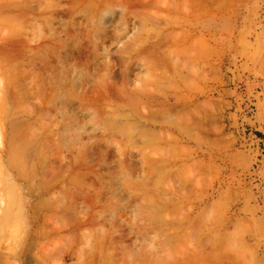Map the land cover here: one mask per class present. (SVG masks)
I'll return each mask as SVG.
<instances>
[{"label":"rangeland","instance_id":"374dc122","mask_svg":"<svg viewBox=\"0 0 264 264\" xmlns=\"http://www.w3.org/2000/svg\"><path fill=\"white\" fill-rule=\"evenodd\" d=\"M2 1L0 0V4L4 5L6 2ZM8 1L10 2V0ZM8 1L7 3H9ZM26 1L30 3L26 4L24 1L25 6L22 0H19V5L25 6L22 7L23 9L19 10L17 8L19 6L15 7L16 10L14 9L16 12L19 10L18 14L20 12L22 14L20 15L22 19H20V25L22 26L24 22V27H20L19 24L17 27H19V34L23 30L24 35L21 33L23 36H20L19 39L16 36L17 31L13 33L11 30L13 36L16 37L8 41L7 38L11 34L10 29L4 25V30H1L2 27H0L1 38L3 35L5 36L6 29L8 31L6 35L10 33L4 39L8 44L13 40L20 43L19 46L13 41L11 45H8L1 39L0 44L4 43V46L1 44L0 49L3 47L7 49L0 50V61H3V67H12L14 73L18 69L20 76L23 75V72L25 75L22 77L26 76V80L21 77L22 83L18 72V76L14 74L17 77L15 82L11 83L6 77L9 82L5 85V81L4 84L3 80H0L2 82L0 85L9 87V91H6L7 88L3 86L0 90L4 88L5 92L2 91L7 95L5 98L9 99L7 105H11L9 108H13L4 110L6 113L3 112V114L11 111L13 117L8 112L10 115L8 119L11 117L12 119L6 120L8 125L1 124L2 126H0L3 128L0 127V131L7 133L9 138L11 126L29 124L31 127H38L39 123H43L40 132H37V128H34L37 130L35 131L33 127L31 131L40 133L41 136L37 134V139L41 137L38 139L39 141L44 139L41 141V152H50L53 149L51 152L55 154L53 160H50L55 162L51 163L48 160L49 167L47 168L49 169L42 170L43 172L51 171V173L48 171L50 174L48 179L53 184V190L45 197L52 195L50 199L53 197L54 201L63 195L62 200L65 202L68 195V199L66 204L60 202L67 208L55 201L58 204H56L58 207L56 205L55 207L60 211L49 209L48 211L47 208H44L45 210L42 208L40 212L37 211L36 217L39 219L36 220L34 212L28 209L30 203H33V197L26 192L27 190L24 188L26 185H24L22 188L26 193L23 196H27L24 198L27 201V208L23 210L27 212L25 213L26 217L24 212L21 217L27 219H25L26 222H22L21 226L27 225L21 227L19 224L21 222L18 221L15 230L19 227V230L16 231L22 233H19L21 237L18 236L16 231L11 228L15 214L13 215L14 220L11 218L13 221L8 225V227L11 226V229L5 228V233L1 232L6 236L0 237L1 242L4 241L3 238H6L5 243L0 242L3 246L13 240L8 244L12 245L11 249H14V243L18 244L19 241H23V243H20L21 247L15 246L16 250L19 249L17 258L9 255L12 250L8 245L4 247L6 249L3 248L5 251H1L2 246H0V264H36L37 259L35 261V258L39 257L37 248H42L43 245L39 243L43 244V242L45 246L48 244L46 242H49L46 247L50 248L49 252L45 250L46 248L42 249L45 254L47 253L49 259L53 258L50 259L51 261L46 260L41 264L48 262L50 264L59 262L61 264H92L93 258H95L94 264H264V0H225L223 2L212 0V3L211 0H201L202 19L206 22H204L205 25L207 24L206 28L210 26L209 22L211 21L210 15H208V12L210 13L212 10L210 6L211 4L212 6L216 5L213 7L216 15V17L214 16L216 26H214L217 29L216 54L211 58L210 48L206 47L207 42L211 43L208 41L210 37L206 33L207 29L203 30L204 27H201L203 31L198 34L194 33V35L195 37L199 36V38L196 37L198 40L202 36L201 42L202 40L206 41L205 45L202 42L204 47H200V49L207 48L210 53L208 55V52H204L206 50L203 49V53H200L202 56L205 54L204 57L200 55V59L203 58L205 61L206 57V60H209L202 61L203 64L199 63L196 68H188L193 72L192 75L191 71L183 69L184 77H188V74L197 75L192 77L193 80L188 79L186 84L181 83L179 76L175 77L177 79L171 77L174 75L173 68L170 67L171 64H166L169 59L162 57L165 59L163 61L161 58L164 52L160 53L162 48L161 50L156 49L158 43L154 45L156 47H154L155 50L151 57L163 64L161 66L159 62L160 65L157 64L158 69L154 72V75L160 79L155 76H153L155 79L150 77L146 67H143V62L142 67L136 65L126 71H120L125 64L138 62L134 49H137L141 44L140 39L147 40L152 37L151 41L148 40L154 44L156 41L153 40V36L156 39L158 36L155 37V34L162 37L160 35L162 33L163 37L157 38L158 42L163 39L162 42H165L160 44L165 45L166 43L168 47L166 45L160 47L168 48V52L173 50L169 48V43L164 39L167 33H165V29L168 27L169 29H166L168 32L173 29L174 33L171 31L173 34L168 37L171 41L174 40V37L172 39L170 37L174 36L176 31L180 32L179 30L185 26L183 25L185 23H182L180 28L181 23H177V20L167 15L168 7H173L172 4L175 0H150L156 3L153 6L147 5L152 4L148 0H146L147 2L142 0L144 3H140V5L141 0H109L108 7L113 8L114 11L113 26L112 24V27L110 24L108 25L111 27L110 30H107L108 26L107 29H102V34L101 31H97L100 29L98 21L96 19L94 21L91 17L89 19L85 12L87 10L84 6L87 3L89 6L93 5V0L92 2L91 0L89 2L77 0L76 4L72 3V1L75 3L76 0H59L61 3L55 0L58 3V6L55 5L56 8L52 6L53 3H56L53 0ZM220 2L223 4L220 5ZM28 6L30 7L28 8ZM139 7L141 9L150 7L148 8L150 9L149 13L147 11L143 13L140 9L139 14L137 13L135 16L134 10L136 11ZM0 10H2L0 12V16H2L5 9ZM23 10L27 11L25 12L28 16L25 17L26 14ZM155 16L161 17L159 20L163 23L159 22V24L163 27L157 26L158 20ZM154 19L157 20V23L154 22ZM165 19L166 21H164ZM171 19L179 27L176 24L171 25ZM91 20L93 21L91 22ZM220 20L221 23H218ZM187 27L190 28L191 25L189 24ZM161 28H165L163 32L160 31ZM30 39H33L32 42ZM21 40L29 43L24 46L25 43L22 44ZM60 58H63L64 62L61 59L63 63H60ZM5 60H8V63ZM208 64H212V69L208 67ZM57 66L61 68H59L61 73L62 70H67L65 73H69V76L68 73L63 74L67 75L65 78L69 82H65L66 86L65 78L62 76L63 85L73 88L71 92L73 90L74 99L72 98V101L74 100V103L66 104L63 101L64 106L68 105V110L72 108V114H70L71 111L69 114L73 118L70 119L67 118L68 116L64 117L68 115V112L60 116V111L63 110L60 109L61 105L57 106V102L54 104L53 100L49 101V97L55 95H52L55 86L51 82L59 81L56 77L55 80L53 79L54 81L51 80V73L57 72ZM163 67L164 69H162ZM1 70L6 71L5 68H0L1 74ZM186 70L188 72H185ZM162 71L166 75H170L168 77L170 79L166 76L164 77L167 80L162 79V75H164ZM196 71L202 73L198 75L199 73H195ZM72 72L74 74L82 72L83 76L79 74V77L78 75L75 77ZM1 76L0 79H5ZM5 76L6 73L3 77ZM200 76L201 78H199ZM68 78L72 79L73 81H70L75 84L70 83ZM137 79L140 80L139 83L136 82ZM49 80L51 82H48ZM150 80L153 81H151L152 84ZM161 82L165 83L161 85ZM178 82L181 86L176 84ZM193 82L195 84L191 85ZM49 83L51 86L48 85ZM57 83L59 84V82ZM188 84L191 85L190 88ZM173 86L176 88L174 89ZM179 86L180 88H178ZM48 87H52L51 93ZM142 89L151 93L149 95L151 101L147 99V103H145V97L134 93V90ZM35 90H38L36 92L41 91V94L35 93ZM26 92L29 95L27 98H23L22 96H26ZM1 95L0 99H2ZM176 96L182 97V100L179 98L180 102H177ZM5 98L3 99L6 101ZM50 98L53 99V97ZM52 103L53 107L56 105L57 110L51 108ZM23 104L27 105L23 106ZM30 105L34 114L31 113L32 111L30 112ZM199 105L200 107H198ZM27 106L29 109H24ZM2 109L0 108V111ZM23 109L29 110L26 111L30 112L29 117L26 112L23 113ZM58 109H60L59 112ZM64 111L62 112L64 113ZM156 111H159L157 113L160 115L164 113L162 115L165 118L164 121L163 117H159V114L156 115ZM153 112L156 116L152 114ZM31 114H33L31 121H37L35 124L38 123V126L34 125V122H32L33 125L30 124ZM182 115L183 117L187 115L186 119ZM153 116L155 119L158 116L157 121H150ZM62 117L66 120H63ZM72 119L78 121L76 123L82 124L79 123L83 127H78L79 125L76 124L77 128L74 129L82 130V134L79 131H77L79 133L72 131V126L74 127V124L71 125L74 123ZM182 119H185L182 122H185L187 127L181 124L176 126L181 122L178 120ZM200 120L203 123H200ZM2 121L0 120V123H4ZM171 121H174V124ZM11 122L15 124L13 125ZM63 124L72 129L66 128L70 130L68 132ZM27 125L20 129L27 131ZM38 128L40 129V127ZM63 128L69 134L72 132L76 134L71 139L72 143L66 142L70 141L72 136L67 137L69 134L63 133ZM3 138L4 136L2 137L3 141L0 139V142H4ZM73 139L76 141L74 142ZM49 140L50 143L52 142V148L49 145ZM46 142L49 143V146ZM47 147H50L49 150ZM34 151V148L29 151L31 159L37 157L36 151ZM1 152L0 154L3 155L4 153ZM34 153L35 155H33ZM47 153L42 154L45 156ZM52 164L55 165L56 170L50 168ZM1 171L5 173V170ZM39 171L41 173V169ZM1 175L0 181L5 177L3 174ZM41 176H38L34 185L38 186ZM118 178L123 179V182L121 183V179ZM113 179L116 180V184ZM118 180L121 187L117 185ZM0 183L4 184L2 188L6 189V181ZM110 183L117 185L113 186L116 191L117 188L119 189L120 194L118 192L116 194L114 191L119 196L117 199L115 195L110 199L114 194H111V188L109 190L107 186ZM108 193L111 196L107 195ZM107 196H109V202L112 200L111 203L120 198L119 201H115V205H112V207L116 206L121 201L118 204L120 212L117 207H115L116 210L114 208L117 215L119 212V217L115 215L114 211H111L112 207L109 209V205L105 206L106 209L104 208V205H107L105 203L109 204ZM60 199L58 200L60 201ZM0 205L5 206V204ZM61 205L66 209H62ZM42 211L43 214H41ZM53 211L57 213L51 214ZM110 211L115 214L109 213ZM102 212H105L103 213L104 218L100 219ZM48 215L53 218H49ZM94 215L99 219L94 218ZM21 217L18 220H21ZM107 217L110 219L114 217L116 220L107 221ZM117 218H119V223L116 222ZM84 219L87 221L84 222ZM79 222L83 225L80 226ZM42 226L48 230L51 228L49 233H53L49 234L48 230L46 231ZM239 226L242 228L240 229ZM53 227L59 228L58 232H56V228L53 231ZM42 229L49 235L44 234ZM113 229L115 230L113 231ZM6 230H10V232ZM237 230L241 233H237ZM12 232L20 240L15 241L11 237ZM88 233L90 234L88 235ZM42 234L47 238H42ZM22 235L25 237L23 238ZM87 236H91V238ZM88 238L91 240L89 243ZM236 240L243 242L245 246L242 243L235 244ZM238 245L246 248H242V250ZM237 246L242 251L241 253L238 249L241 256L237 253ZM127 252L128 254L133 253L132 257L134 252L138 254V260L134 258L133 261L129 260L131 255H127ZM127 256L130 257L127 258Z\"/></svg>","mask_w":264,"mask_h":264},{"label":"bare ground","instance_id":"6f19581e","mask_svg":"<svg viewBox=\"0 0 264 264\" xmlns=\"http://www.w3.org/2000/svg\"><path fill=\"white\" fill-rule=\"evenodd\" d=\"M6 3H7V1L6 0H4ZM25 2H26V4L28 3H30L29 1L27 2L26 0H24ZM23 0H22V2H23V5H25V2H24ZM70 1H72V0H70ZM75 1V0H74ZM79 1V0H78ZM77 0L75 1V3L72 1V3L73 4H76V2H78ZM80 1H82V2H86L85 0H80ZM88 2H89V0H87ZM203 1V0H202ZM210 1V0H209ZM220 1H225V0H220ZM1 2H3L2 0H1ZM4 2V3H5ZM9 2V1H8ZM22 2H21V4H22ZM49 2V1H48ZM48 2H46L47 3V5H48ZM53 2H56L55 0H53ZM57 2L58 3H61V2H59V0H57ZM56 2V3H57ZM91 2H92V0H91ZM93 5H90L89 6V3H87V5H85V3H84V7L86 8V10L87 11H85V12H87V14H88V17H89V19H90V17L91 18H93V20L94 21H98V25H99V27H100V29H97V31H101V34H102V29H107V26L110 24V26H111V24H112V26H113V19H114V16H113V8H111V7H108L110 4H109V0H93ZM145 2H147L146 0H145ZM148 2H152V1H150V0H148ZM154 2V1H153ZM152 2V4H147L148 6H153V4H156V3H153ZM201 2V0L199 1V0H175L174 1V3L172 4V6L173 7H168V9H169V13L167 14L170 18H172V19H175V20H177V23H181V25H180V28H181V26H182V23H185V24H183V25H185L186 27H187V25H191V27L190 28H193L194 30H192V29H190V28H184L185 26H183L182 27V29L181 30H179L180 32H178V31H176V33H175V35L173 36H171L170 38L172 39V37H174V40H171L170 41V39L168 38L169 36H170V34H173L174 33V31H172L173 29H171V30H169V32H168V30L166 31V29L168 28V27H166V29L165 28H163V29H165V33H163V34H165V37H164V39H166L167 40V43H169V48H172L173 50H170L169 52L167 51V49L166 48H164V47H160V46H165L166 45V47H168V45L165 43V45H161V44H163L164 42H162L163 41V39L160 41V42H158V39L160 38H162L163 37V35H162V33L160 34L159 32L161 31V32H163L164 30L161 28L160 29V31L158 32V34H160L162 37H159V35H157V34H155V37L156 36H158V37H156V39L154 38V36H153V40H155L156 41V43H154V44H151L152 42H150L151 40H152V37L149 39V38H147V40H143V39H140V42H141V44L139 45V47L137 48V49H134V53L136 54V59H138V62H132L131 64H125L124 66H122L121 67V70L120 71H126V70H128V69H131L132 67H134V66H136V65H139V66H143V64H142V62L144 63V66L143 67H146V69H147V74L150 76V77H152L153 79H155L153 76H155L154 75V72L158 69L156 66H157V64L160 62V61H156V59H154V58H152L151 57V54H152V52H154V50H155V48L154 47H156V46H158V47H156V49L157 48H159L160 50H161V48L163 49V50H161V52H160V50H159V52L160 53H162V52H164V54L163 55H161V58L162 57H164L165 59H169L168 60V62H166V64L167 65H169V64H171L170 65V67L171 68H173V73H174V75H172L171 77H174V79H177V78H175V77H177V76H179V77H181L180 78V80H181V83L183 82V83H185L186 84V81L189 79V80H193L194 78H192V77H195V76H197V75H193V76H191L192 74H193V72L191 71V70H189L188 68H196L197 67V65L200 63V65H201V63L203 64V62H205V61H208L209 59H207L206 60V57H205V61H203L204 59L203 58H201L200 59V55H201V53H203V49L204 50H206V51H204V52H208L207 51V48L205 49V48H203L202 50L200 49V47L202 48V47H204V46H202V42H203V40H202V42H201V38H202V36L200 37V39L198 40V39H196V37H197V35H196V37H195V35H194V33H201L205 28H206V25H205V21H203V11H202V4L200 3ZM206 2H208V1H206ZM214 2V1H213ZM5 3V4H6ZM51 3V2H50ZM56 3H53L52 4V6H54L55 7V5H57L58 6V3L56 4ZM140 3H144V1H140L139 2V5H140ZM211 3H212V0H211ZM4 4V5H5ZM129 4H130V2H129ZM141 4V5H142ZM215 4V3H214ZM221 4H223V3H221L220 2V5ZM224 4H226V3H224ZM1 5V4H0ZM4 5H1V6H3V8H0V9H5V11L3 10V12H2V16H0V27H2V29L1 30H4L3 28L6 26V27H8L7 29H10V31L9 32H11V30H12V32L14 33L15 31H17L16 32V36H18L19 37V39L21 38L20 36H23L24 34L22 33L23 32V30H22V32H21V30H20V32L23 34V35H21V33L19 34V31H18V29H19V27H17L18 26V24L20 25V23H21V18H20V15H22L21 14V12L18 14L17 12H19V10L20 9H23L25 6H23V5H19V0H10V2L9 3H7L5 6ZM138 5V6H139ZM227 5V4H226ZM0 6V7H1ZM17 6H19V7H17ZM49 6H51V4H49ZM56 6V7H57ZM168 6H170V5H168ZM216 6V5H215ZM214 5L212 6V4H211V6L210 7H212V10L210 11V13L208 12V15H210V19H211V21L209 22L210 23V26H208L209 27V29H208V27L206 28L207 29V31L208 32H206V33H208V35H209V37H210V40H208V41H210L211 43L209 44V42H207V44L208 45H206V47H208V48H210V52L212 53V55L210 54V56H211V58H213L214 57V55L216 54V51H215V41H217V40H215V38H216V34H217V29H215V24H214V19H216L215 17H216V15L214 14V10H213V7H215ZM15 7H17L19 10L16 12L15 10H16V8ZM21 7V8H20ZM23 7V8H22ZM30 6H28V8H29ZM55 7V8H56ZM59 7H60V4H59ZM58 7V8H59ZM141 7H143V6H141ZM147 7V6H146ZM209 7V8H210ZM225 7V6H224ZM27 8V7H26ZM27 8V9H28ZM136 8H137V6H136ZM148 8H150V7H148ZM148 8H143V9H141L140 7L138 8V9H136V11L134 10V14H135V16H137L136 14L140 11V9H141V11H143V13L145 12V11H147L148 13H149V10L150 9H148ZM223 8V7H222ZM15 9V10H14ZM211 9V8H210ZM229 9V8H228ZM55 10V9H54ZM63 10V9H62ZM204 10V9H203ZM217 10V9H216ZM220 10V9H219ZM222 10V9H221ZM2 10H0V12H1ZM16 13H15V12ZM24 11V10H23ZM26 11V10H25ZM24 11V13L26 14V12ZM6 12V13H5ZM220 12V11H219ZM222 12V11H221ZM23 13V12H22ZM23 13V14H24ZM24 14V15H25ZM139 14V13H138ZM159 14V13H158ZM1 15V14H0ZM24 15H23V18H24ZM160 15V14H159ZM26 16H28L27 14L25 15V17ZM215 16V17H214ZM22 17V16H21ZM154 17V16H153ZM156 17V16H155ZM157 18V20H158V24H157V26H161L160 24H159V22L162 24L163 22L162 21H160L161 19V17L160 18H158V17H156ZM155 18V19H156ZM219 18V17H218ZM18 19V20H17ZM21 19V20H20ZM96 19V20H95ZM149 19V18H148ZM154 19V20H155ZM160 19V20H159ZM172 19H171V21H172ZM207 19V18H206ZM209 19V18H208ZM25 20V19H24ZM23 20V21H24ZM93 20H91V22L93 21ZM111 20H112V22H111ZM150 20V19H149ZM151 20H153V18L151 17ZM157 20H155L154 22H156ZM174 20V22H176ZM204 20H205V18H204ZM222 20V19H221ZM221 20H220V22H218V23H221ZM164 21H166V19L164 20ZM19 22V23H18ZM110 22V23H109ZM205 22V23H204ZM208 22V21H207ZM24 23V22H23ZM22 23V26L24 27V24ZM95 23V22H94ZM157 23V22H156ZM155 23V24H156ZM169 23H170V21L169 22H167V24L169 25ZM173 21L170 23L171 25H174V24H176V23H173ZM202 23H204V25L202 26ZM97 24V23H96ZM153 24V23H152ZM224 24V23H223ZM229 24V23H228ZM3 25H4V27H3ZM98 25H96L97 26V28H98ZM177 25V27H179L178 26V24H176ZM209 25V24H208ZM215 25V26H214ZM222 25V24H221ZM21 25H20V27H22ZM111 26V27H112ZM109 27V26H108ZM111 27H109V29H107V30H110L111 29ZM161 27H163V26H161ZM173 27V26H172ZM171 27V28H172ZM201 27H204L203 28V30L201 29ZM41 28V27H40ZM39 28V29H40ZM175 30H176V28L175 27H173ZM223 28V27H222ZM7 29H6V33L8 32L7 31ZM169 29V28H168ZM199 29H201L200 31H199ZM205 29V30H206ZM41 30V29H40ZM42 31V30H41ZM96 31V32H97ZM173 33H172V32ZM12 32H11V34H12ZM171 32V33H170ZM178 32V33H177ZM205 32V31H204ZM6 33H5V36L3 35V37L1 38L0 37V41H1V39H3V41H9V40H12L14 37H16V36H13V34L11 35L10 33H8V34H10L9 35V37L6 35ZM17 34H19V35H17ZM98 34H99V32H98ZM101 34H99V35H101ZM15 35V34H14ZM42 35H44V34H42ZM176 36H178V37H176ZM205 36V35H204ZM6 37H8L7 38V40H4V39H6ZM11 37V38H10ZM42 37V36H41ZM175 37H176V39H175ZM10 38V39H9ZM23 38V37H22ZM158 38V39H157ZM197 38H199V36L197 37ZM205 38H206V36H205ZM24 39V38H23ZM150 41H149V40ZM204 39V38H203ZM25 40H27V39H25ZM25 40H21L22 41V44H24V46L27 44V43H29V42H25ZM33 40V39H32ZM32 40L30 39V41L32 42ZM35 40V39H34ZM14 41V40H13ZM13 41H11L10 42V44H8L7 42V44L8 45H11L12 44V42ZM21 41H18V42H21ZM27 41H29V40H27ZM201 42V44H199L200 42ZM221 41V40H220ZM2 42V41H1ZM24 42V43H23ZM13 43H16V41H14ZM160 44V45H158V44ZM204 43H206V41H204L203 42V45H205ZM222 43V42H221ZM1 44H3V46H4V43H1ZM0 44V45H1ZM17 45L19 44V46H20V43H16ZM15 44V45H16ZM157 44V45H156ZM6 45V44H5ZM7 45V46H8ZM14 45V44H13ZM154 45H156V46H154ZM217 45V44H216ZM0 47H2V46H0ZM15 47V46H14ZM4 49H5V47H3ZM3 48L2 49H0V50H3ZM154 48V49H153ZM10 49V48H9ZM153 49V50H152ZM164 49H166V50H164ZM5 50H7V49H5ZM201 50V51H200ZM218 50V49H217ZM166 51V52H165ZM223 51V50H222ZM167 52H168V54H167ZM201 52V53H200ZM210 52H208V55H209V53ZM166 53V54H165ZM205 54V53H204ZM204 54H203V56L201 55V57H204ZM222 54V53H221ZM207 55V54H206ZM207 55V56H208ZM209 56V57H210ZM216 56H218V55H216ZM8 57V56H7ZM60 57H62V56H60ZM166 57H168V58H166ZM9 58V57H8ZM7 58V59H8ZM64 58V57H63ZM63 58H60V63L63 61ZM65 58H66V56H65ZM164 58H162L163 59V61H165V59ZM208 58V57H207ZM211 58H210V60H211ZM216 58V57H215ZM61 59H62V61H61ZM65 60V59H64ZM166 60V61H167ZM8 60H5V62H7ZM173 61V63H171ZM201 61V62H200ZM203 61V62H202ZM1 62V61H0ZM64 62V61H63ZM62 62V63H63ZM8 63V62H7ZM161 63V66L163 65L162 64V62H160ZM207 63V62H206ZM212 63V62H211ZM110 64V63H109ZM165 64V66H167ZM214 64V63H213ZM111 65V64H110ZM126 65H128V66H126ZM160 64H158V66H159ZM204 65H207V64H204ZM209 65V64H208ZM4 66V64H3V61L0 63V68L1 69H4L5 68V70L7 71H4V70H1L2 71V74L0 73V75H2L1 77L2 78H5V79H0V80H3V83H4V81H5V85H7V82H9V81H11V83L12 82H15L16 80H17V77L16 76H14V74H18L19 72H18V69H17V72L16 73H14V69L12 68V67H7L6 68V66L5 67H3ZM164 66V67H165ZM199 66V65H198ZM203 66V65H202ZM164 67L162 68V69H164ZM201 67V66H200ZM208 67H211V69H212V64L211 65H209ZM214 67V66H213ZM57 72H55L54 74L53 73H51L52 74V77H51V80H55V77L57 78V79H59V81H57V82H59V84L56 82V80H55V82L53 83V82H51L50 80L48 81V82H51L52 84H54V86H55V90H57L56 92H54L55 90H53L52 89V87L51 88H49L50 86H51V84L49 83L48 85H50L49 87H48V90L50 89H52L53 90V92H52V90L50 91V93L52 92V95L53 94H55V95H53V96H50V94H49V96L50 97H53V99H51L50 97H49V101H51L52 102V100L54 101L53 103L55 104V102H57V106H58V104L59 105H61V107H60V109H63V110H61L60 111V109H58V112L60 111V116H62L61 114H66V112H68L67 114L68 115H66V116H64V117H67L68 119H70L72 116H70V114H72V108H71V110H68V108H67V106L65 105L64 106V103H69V104H71L73 101H72V98L74 99V95L72 94V92H73V90H72V92H71V89H73V88H69V86H68V88L67 87H65L64 85H63V78H65L67 75L69 76V73L68 72H66V73H68L66 76H64L66 73H65V71H67V70H62V73L60 72V70H59V68L60 67H58L57 66ZM215 69H216V67H214ZM61 69V68H60ZM62 69H64V68H62ZM161 69V70H162ZM183 69H188L189 71H191V75L190 74H188V75H185V76H188V77H184L183 76ZM201 69V68H200ZM215 69H214V71H215ZM160 70V71H161ZM188 70H186L185 72H188ZM3 71H4V74L6 73V76L5 77H3L4 76V74H3ZM59 71V72H58ZM75 71H77V70H75ZM27 72V71H26ZM167 72H168V70H167ZM56 73H57V76H56ZM73 73V72H72ZM82 73V72H81ZM81 73H78V74H74L73 73V75L75 76H77L78 75V77H79V74H80V76H83V75H81ZM121 73V72H120ZM164 72L162 71V74H163ZM195 73H199V72H195ZM202 73V72H201ZM201 73H199L198 75H200ZM205 73V72H204ZM209 73V72H208ZM215 73V72H214ZM64 74V75H63ZM157 74V73H156ZM168 74V73H167ZM207 74V73H206ZM21 74L19 73V76H20ZM23 75H25V73L23 72ZM22 75V76H23ZM203 75V74H202ZM211 75V74H210ZM213 75V74H212ZM211 75V76H212ZM215 75V74H214ZM18 76V75H17ZM22 76H20V78L22 77ZM62 76H63V78H62ZM75 76V77H76ZM163 77H162V79H164L165 77L164 76H166V78H168L169 76L168 75H166V73H164V75H162ZM6 77H7V79L9 80V81H7V79H6ZM25 77L26 76H24V80H26L25 79ZM155 77H157V76H155ZM21 78V79H22ZM44 78H46V77H44ZM80 78H82V77H80ZM79 78V79H80ZM158 78V77H157ZM156 78V80H158V79H160V78H158L157 79ZM165 78V79H166ZM199 78H201V76L199 77ZM20 79V80H21ZM23 79H22V81H21V83L23 82ZM78 79V78H77ZM168 79H170V78H168ZM179 79V78H178ZM46 80H48V79H46ZM53 80V81H54ZM66 80V78L64 79V84H65V82H68L67 80ZM68 80L70 81V80H72V79H70V78H68ZM74 80H75V78H74ZM167 80V79H166ZM197 80H198V78H197ZM73 81V80H72ZM152 80H150V83L152 84V82H151ZM162 81V80H161ZM171 81H172V78H171ZM78 82V81H77ZM136 82L137 83H139L140 82V80H136ZM155 82V81H154ZM0 83H2L1 81H0ZM69 83V82H68ZM70 83H72L71 81H70ZM74 83V82H73ZM72 83V84H73ZM165 82H161V85H163ZM195 83H196V78H195ZM194 82L193 83H191V85L192 84H195ZM75 84V83H74ZM176 84H178V85H180L179 84V82L178 83H176ZM212 84V83H211ZM66 85V84H65ZM70 85V84H69ZM184 85V84H183ZM190 85V86H191ZM1 87L0 88H2V86H3V84L2 85H0ZM22 86V85H21ZM67 86V85H66ZM71 86V85H70ZM168 86V85H167ZM177 86V85H176ZM181 86V85H180ZM180 86L178 87V88H180ZM188 86H189V84H188ZM188 86H187V88H188ZM190 86H189V88H190ZM195 86V85H194ZM212 86V85H211ZM3 87H6V86H3ZM73 87V86H72ZM77 87V86H76ZM186 87V86H185ZM7 88V87H6ZM9 88V87H8ZM8 88L6 89V91L8 90ZM173 88H174V86H173ZM176 88V87H175ZM174 88V89H175ZM182 88V87H181ZM186 88V89H187ZM4 88L3 89H1L0 90V94H2L1 95V97H2V99H0V108H3L0 112V120L2 121L3 120V118H4V121H2V122H4V123H0V125L1 124H7V122H6V120L8 119V116H10V115H12V117H13V114H11L9 111V113H10V115H9V113L7 112V114H3V112L4 113H6L4 110L5 109H7V110H12L13 108L12 107H10L9 108V106H11V105H7V102H8V100L5 98L7 95L6 94H4ZM34 90V89H33ZM33 90H32V92H33ZM39 90H41V89H39ZM177 90V89H176ZM175 90V91H176ZM178 90H181V89H178ZM190 90V89H189ZM9 91V90H8ZM27 91V90H26ZM36 91H38V90H35V93H37V94H41V91L40 92H36ZM3 92V93H2ZM28 92V91H27ZM25 93L26 94V96H22L23 98H27L28 97V93ZM31 92V91H30ZM29 92V93H30ZM100 93V92H99ZM134 93H136V94H138L139 96H142V97H145L144 99H146V102L145 103H147V99H149V101H151L150 100V94L151 93H147L146 92V90L144 89H142V90H134ZM16 94V93H15ZM33 95H35L34 93H32ZM175 94V93H174ZM176 94H178V93H176ZM175 94V95H176ZM30 95H31V93H30ZM32 95V96H33ZM166 94L164 93V96H165ZM169 95V94H168ZM181 95V94H180ZM37 96V95H36ZM177 96H179V95H177ZM176 96V97H177ZM34 97V96H33ZM142 97H140V98H142ZM152 97H154V96H152ZM3 98H5L6 99V101L3 99ZM180 98V97H179ZM179 98L177 97V99H178V101L177 102H180L179 101ZM182 98V97H181ZM180 98V99H181ZM51 99V100H50ZM143 99V98H142ZM4 100V101H3ZM153 100H155V98H153ZM182 100V99H181ZM63 101H64V103H63ZM66 101V102H65ZM148 101V102H149ZM1 102H3V103H1ZM5 102V103H4ZM33 102V101H32ZM71 102V103H70ZM53 103L51 104V108L52 109H55V110H57L56 108H55V106L53 107ZM74 103V102H73ZM167 103V102H166ZM8 104H9V102H8ZM10 104H12L11 103V101H10ZM179 104V103H178ZM24 105H27V104H23V106ZM201 105V104H200ZM200 105L198 106V107H200ZM12 106H13V104H12ZM22 106V105H21ZM29 106V105H28ZM28 106L26 107V108H24V109H27L28 108ZM196 106V105H195ZM62 107H64V108H62ZM67 109H66V108ZM197 107V108H198ZM9 108V109H8ZM30 108H31V110H30V112L31 113H33L34 114V110H33V108H32V106L30 105ZM59 108V107H58ZM15 109V108H14ZM23 109V113H25L26 111H29V110H24ZM29 109V108H28ZM64 109H66L65 111H64ZM68 110V111H67ZM197 110V109H196ZM62 111H64V113L62 112ZM71 111V112H70ZM13 112H14V110H13ZM29 112V113H30ZM62 112V113H61ZM69 112H70V114H69ZM157 112H159V111H156V115L157 114H159V113H157ZM197 112H198V110H197ZM27 113V115H28V117H29V113L28 112H26ZM3 114V115H2ZM33 114H31V119L29 120V122L31 121V120H33ZM74 114V113H73ZM153 115H154V112L152 113ZM161 114H162V112H161ZM1 115H2V117H1ZM15 115V114H14ZM156 115H154V116H156ZM160 115V114H159ZM158 115V116H159ZM162 115H164V113L162 114ZM162 115H160L159 117H163ZM153 116V117H154ZM157 116V117H158ZM185 116H187V115H185ZM184 116V117H185ZM12 117L11 118H9L10 120L12 119ZM64 117H62L63 118V120H66V118H64ZM75 117V116H74ZM153 117H152V120H150V118H147V119H149L150 121H152V122H155V120L157 119V117H156V119H155V117H154V121H153ZM182 117H183V115H182ZM183 117V118H184ZM73 118V117H72ZM8 119V120H9ZM163 119V121H164V117L162 118ZM185 119H186V117H185ZM185 119H182V120H178V121H185ZM7 120V121H8ZM74 119H72V121H73ZM149 120H147V121H149ZM199 119H197V121H198ZM69 121V120H68ZM71 120H70V123L72 122ZM149 121V122H150ZM157 121V120H156ZM177 121V122H178ZM196 121V120H195ZM201 121V120H200ZM210 121H212V120H210ZM32 122H34V121H31V123L30 124H32L33 125V123ZM35 122H37V121H35ZM35 122H34V125H36L37 124V126H38V123H36L35 124ZM66 122V121H65ZM74 123H71V125L72 124H74V127L72 126V128H68L67 126H65L64 124H67V123H64L63 124V126H65V129L66 128H68V129H72V131H76V130H74L75 128H77V127H75V125L77 124V125H79L78 127H83V126H81L79 123H76V122H78V121H76V120H74L73 121ZM173 124H174V121H171ZM179 122V124H177L176 122H175V124H177L176 126L178 127L180 124L181 125H184V127L186 126L187 127V125H186V123L185 122ZM199 122V121H198ZM198 122H196V123H198ZM213 122V121H212ZM12 123V122H11ZM11 123H9V124H11ZM69 123V122H68ZM69 123V124H70ZM161 123V122H160ZM183 123H185V124H183ZM200 123H203L202 121L200 122ZM13 125L15 124V123H12ZM11 124V125H12ZM40 125L38 126V127H40V129L38 128V127H33V129L35 128H37L38 129V131L37 130H35V131H37V132H40L41 131V128H42V126H41V124H43V123H39ZM163 124H164V122H163ZM8 125V124H7ZM27 125V124H26ZM26 125H14V126H11V130L9 131V138H8V136H7V133H5V132H1L0 131V139L2 140V137L4 136V142H0V143H4V144H1L0 146V148L3 150H1L0 152L3 154V155H1L0 154V177L2 178V175L1 174H3L4 176V178L2 179V181H0V182H4V180L6 181V183H5V188L6 189H4V188H2V186L4 187V184H2V183H0V204H5V206H3V205H0L1 206V208H0V233H1V235H0V237L1 236H3L4 234L2 233V232H4L5 233V228L7 229H9L10 227H8V225H9V223H11L14 219V223H13V226L11 227V228H13V230H15V225L16 226H18V221H20L21 223H19L20 224V226L22 225V222H26L25 221V219H27V218H25L24 219V217H21L23 214H24V216H25V213L27 212V211H25L24 212V210L27 208V206H26V203H27V201L24 199V198H27V196L25 197V196H23L24 195V193H28V194H30V195H32V197H33V203L31 202L30 203V206H28V209L30 210V211H33L34 212V215H35V217H36V214H38V212H40L41 210H42V208L44 209V208H47L46 210H57V212H58V210L59 209H56V207H58L57 205V203H60V202H62V203H64V204H66L65 202H67V197H68V195L67 194H65V195H67V197L66 196H64V197H66L65 199L66 200H64L65 202H63V195H62V197H59V198H61L60 199V201L58 200V199H55L54 201L52 200V198L50 199V197L52 196H48L47 198L45 197L47 194H50L51 192V190H53V184H51V180L49 181V173H51V171L50 170H48V171H50L49 173H48V171H42V170H46L45 168H47V167H49V164H47L52 158H54L55 157V154L53 153V152H51L53 149H51V151L50 152H41V150H40V148H41V141H43V140H41V141H39L38 139L39 138H41V137H39L38 139H37V137H38V135L39 136H41L40 135V133L38 134L37 132H35L34 131V133L31 131V129H32V127L29 125H27V131H25L24 129L23 130H21L20 129V127H24V126H26ZM68 125V124H67ZM172 125V124H171ZM200 125V124H199ZM2 126V125H1ZM0 126V127H1ZM70 126V125H69ZM143 126V125H142ZM162 126V125H161ZM174 126V125H173ZM7 127V126H6ZM9 127V126H8ZM71 127V126H70ZM164 127V126H163ZM197 127H198V124H197ZM1 128H3V127H1ZM4 128H5V125H4ZM181 129H183L182 127H180ZM8 129V128H7ZM6 129V130H7ZM81 129H83V128H81ZM80 129V130H81ZM1 130H3V129H1ZM40 130V131H39ZM63 130H64V128H63ZM67 130V129H66ZM184 130H185V128H184ZM186 130H187V128H186ZM68 132L70 131V130H67ZM71 131V132H72ZM77 131H79V129L77 130ZM75 132V133H81L82 134V130L81 131H79V132ZM7 132V131H6ZM65 132V130L63 131V133ZM70 132V133H71ZM65 133H67V132H65ZM72 133H74V132H72ZM69 134V133H67V134H69V136L67 135V137H71L70 138V141H66L67 143H72L71 142V139L73 138V135H76L75 133L74 134ZM38 134V135H37ZM80 134V135H81ZM77 136H79V134H77ZM76 137V136H75ZM74 137V138H75ZM79 138V137H78ZM77 138V139H78ZM65 140H67V139H65ZM74 140V139H73ZM3 141V140H2ZM76 140H74V142H75ZM66 142H64V143H66ZM73 142V143H74ZM44 143V142H43ZM47 143V145L50 143V140H49V143L48 142H46ZM66 143V144H67ZM51 144H52V142L49 144L50 146H51ZM48 145V146H49ZM2 146H4V147H2ZM39 147V148H38ZM32 148H34L35 149V153L37 154L36 156L37 157H35L36 159H31L30 158V156H29V151L32 149ZM43 149H44V146L42 147ZM45 148H46V144H45ZM48 149L47 150H49V148L50 147H47ZM51 148H52V146H51ZM42 149V150H43ZM46 150V149H45ZM35 153L33 154V155H35ZM42 153H47V155H43ZM31 155V154H30ZM51 156V158H50V156ZM53 156V157H52ZM49 160V161H48ZM53 160V159H52ZM51 163L53 162V161H50ZM55 162V161H54ZM53 162V163H54ZM51 163H50V165H51ZM55 165H56V163H55ZM54 165V166H55ZM43 166H45L44 168H43ZM54 166H53V164H52V166H50V168L52 169V168H54ZM40 167H42V168H40ZM39 169H41V173H39L40 171H39ZM47 169H49V168H47ZM1 170H5V173H2V171ZM54 170H56V168H54ZM54 174V173H53ZM53 174H51V175H53ZM42 175V176H41ZM38 176L40 177H42L41 178V181H40V183L38 184V186H36V185H34L35 184V181H36V179L38 178ZM51 178V177H50ZM119 179V178H118ZM121 179V178H120ZM119 179V180H120ZM1 180V179H0ZM113 180H115V179H113ZM118 180V181H119ZM39 181V180H38ZM121 181V183L123 182V179H121L120 180ZM120 181L118 182V184L117 185H119V184H121L120 183ZM115 182V184L117 183L116 182V180L114 181ZM2 184V185H1ZM115 184H112L111 185V183L109 184V185H111L112 187L115 185ZM24 185H26V187H24L27 191L26 192H23V191H25L22 187L24 186ZM31 187H30V186ZM109 185H107L108 187H109V190H110V188H111V190L113 191H111L110 190V192H111V194L112 193H114V194H112V197H110V199L111 198H113L114 197V195H115V197H116V199L119 197L118 195H116L117 194V192H118V188H117V191L115 190V188L113 187H111V186H109ZM117 185H115V187L117 186ZM123 185V184H122ZM28 186V187H27ZM120 187H121V185H119ZM119 187V188H120ZM124 187V186H123ZM107 191V190H106ZM116 192V194H115V192ZM120 191H121V188H120ZM122 191H123V189H122ZM107 192H109V191H107ZM111 194L110 193H108L107 195H110L111 196ZM118 194H120L119 192H118ZM29 195V196H30ZM54 196H55V194H53ZM58 195V194H57ZM121 195H122V192H121ZM121 195H120V198H121ZM59 196V195H58ZM108 197L109 196H107V202H109L110 201V199H108ZM119 198V199H120ZM49 199V200H48ZM54 199V198H53ZM119 199L118 200H115L116 202L117 201H119ZM55 201L57 202V203H55ZM113 201H114V199H113ZM113 202V203H111L112 202V200H111V202H109V204L108 203H105V204H107V205H104V208H105V206H108L109 205V209H110V207H112V205L114 204V203H116V202ZM29 203V202H28ZM62 203H60V204H62ZM111 203V204H110ZM121 203V201L120 202H118L117 204H116V206H113L111 209V211L113 212H115V213H112L111 211L109 212V213H112L113 215L115 214V215H117V212L115 211L120 205H118V204H120ZM218 203V202H217ZM57 204V205H56ZM59 204V205H60ZM64 204H62V205H64ZM55 205H56V207H55ZM62 205H61V207H62ZM111 205V206H110ZM115 205V204H114ZM219 205H220V203H219ZM4 208H3V207ZM65 206V205H64ZM62 207V209L64 208V209H66L65 207ZM115 207H117V208H115ZM215 207V206H214ZM213 207V208H214ZM59 208H60V206H59ZM114 208H115V210H114ZM24 209V210H23ZM106 209V208H105ZM108 209V208H107ZM45 210V209H44ZM48 210V211H49ZM118 210H119V212H120V208H118ZM38 211V212H37ZM60 211V210H59ZM106 211V210H105ZM24 212V213H23ZM37 212V213H36ZM56 212V213H57ZM107 212H108V210H107ZM119 212H118V217H119ZM23 213V214H22ZM56 213H54V211H53V213H51V214H53V215H55ZM103 213H105V212H102L101 213V216H100V219L101 218H104V216H103ZM204 213V212H203ZM16 214V215H15ZM20 214V216H18ZM22 214V215H21ZM41 214H43V211H42V213ZM40 214V215H41ZM50 214V215H51ZM13 215H15V218L13 219ZM105 216H106V214H104ZM108 215V214H107ZM113 215H111V216H113ZM16 216H18V217H16ZM49 216V215H48ZM109 216V215H108ZM19 217H21L20 219L22 220H18L19 219ZM26 217V216H25ZM42 217V216H41ZM47 217V216H46ZM50 217H52L53 218V216H49V218ZM94 218H96L95 217V215L93 216ZM99 217V216H98ZM13 220H12V219ZM93 218V219H94ZM108 219H107V221L109 220V221H113L115 218L113 217V219H112V217H111V219H110V217H107ZM30 219V218H29ZM37 219H39V218H37L36 217V220ZM96 219H99V218H96ZM24 220V221H23ZM49 220V219H48ZM47 220V221H48ZM51 220V219H50ZM95 220V219H94ZM116 220V219H115ZM114 220V221H115ZM118 220H119V218H117V221L116 222H118ZM17 222V224H16V222ZM35 221V220H34ZM85 221H87V220H85L84 219V222ZM36 222V221H35ZM91 222H94V221H92L91 220ZM32 223H33V221H32ZM82 223H83V221H82ZM95 223V222H94ZM93 223V224H94ZM119 223V222H118ZM30 224H31V220H30ZM53 224V223H52ZM56 224V223H55ZM84 224H87V223H84ZM114 224V223H113ZM112 224V225H113ZM117 224V223H116ZM115 224V225H116ZM25 225H27V224H25ZM25 225L23 224V226L25 227ZM34 225V224H33ZM44 225V224H43ZM46 225V224H45ZM57 225V224H56ZM55 225V226H56ZM79 225L80 226H82L83 224H81V222H79ZM78 225V226H79ZM23 226H21V227H23ZM53 226V225H52ZM52 226H50V227H52ZM43 227V229H46L45 228V226H42ZM49 227V228H50ZM117 227V226H116ZM10 228V229H11ZM56 229H57V231L56 232H58V230H59V228H57V227H55ZM54 227H53V231H54V229H55ZM103 228V227H102ZM114 228H115V226H114ZM239 228L241 229L242 227H240L239 226ZM239 228H237L238 230H239ZM21 229V228H20ZM28 229V228H27ZM29 229H30V227H29ZM42 229V231L44 232V230ZM51 229V228H50ZM49 229V230H50ZM117 229V228H116ZM16 230H19V227L16 229ZM15 230V231H16ZM48 229H46V231H47ZM49 230L47 231L48 233H49ZM61 230H62V228H61ZM115 229H113V231H114ZM238 230H237V233H241V232H238ZM2 231V232H1ZM6 231H8V230H6ZM12 231V230H11ZM15 231H13V232H15ZM41 231V232H42ZM46 231L44 232V234L46 233ZM51 231V230H50ZM239 231H241V230H239ZM8 232H10V230L8 231ZM13 232L11 233V234H13ZM24 232H27L26 230H24ZM19 233H21L20 231L18 232V231H16V234L18 235V236H20V234ZM46 233L47 234V236L49 235V234H51V233H53V232H51V233ZM114 233V232H113ZM6 234H7V232H6ZM16 234L14 233L13 235H11V237H13V239H15V241H18V240H20V238H17L16 237ZM22 234V233H21ZM24 234V233H23ZM90 233H88V235H89ZM25 235V234H24ZM43 235V234H42ZM87 235V234H86ZM6 235H4L3 237H5ZM26 236V235H25ZM24 236V237H25ZM47 236H42V238L44 237H46L47 238ZM99 236H101V235H99ZM235 236H238V235H235ZM15 237V238H14ZM21 237V236H20ZM22 237H23V235H22ZM23 237V238H24ZM36 237V236H35ZM41 237V236H40ZM87 237H89V236H87ZM17 238V239H16ZM89 238H91V236L89 237ZM88 238V239H89ZM232 238V237H231ZM236 238V237H235ZM4 239V241L6 242V238H3ZM41 239V238H40ZM229 239V238H228ZM21 240H22V238H21ZM96 240V239H95ZM235 240V239H234ZM3 240H2V242L1 243H3L4 242ZM13 241V240H12ZM12 241H10V242H12ZM14 241V242H15ZM89 241H91L90 239L88 240V243H89ZM99 241V240H98ZM231 241V240H230ZM242 241V240H241ZM4 242V243H5ZM10 242L8 243V244H10ZM41 242V241H40ZM43 242V241H42ZM96 242V241H95ZM94 242V243H95ZM224 242V241H223ZM236 242H237V240H236ZM18 243V242H17ZM20 243H23V241H19V243L18 244H15L14 243V245L16 246V245H18L19 247H21L22 246V244H21V246H20ZM39 243V242H38ZM46 243H48L47 245H49V242H46ZM45 243V244H46ZM238 243H242V245H244V243L243 242H237V243H235V244H238ZM7 244V245H8ZM12 244V243H11ZM40 245H43V247L42 248H46L47 247V245L45 246L44 245V242H43V244L42 243H39ZM223 244V243H222ZM7 245H5L6 247H7ZM13 245V246H14ZM0 246H2L1 248V251L2 250H4V249H6V248H4L5 246H3V244L1 245L0 244ZM9 246V245H8ZM11 247H12V245H10ZM9 246V247H10ZM14 246V249L17 247L18 248V246H16L15 247ZM45 246V247H44ZM127 246V245H126ZM238 246H240V248L242 249V248H246V247H244V246H241V245H238ZM238 246H237V251H238V249H239V251L242 253V251L240 250V248H238ZM11 247L9 248L10 250H12L10 253H9V255H11V256H13V257H15V258H17V256H18V254H19V249H11ZM4 248V249H3ZM13 248V247H12ZM39 248H40V250H39ZM39 248H37L38 249V251H37V255H39V257H36L35 258V261H36V259H37V261H36V264H41V263H44L46 260H49V261H51L52 259L51 258H53V257H51L50 259L47 257V253L45 254V252L43 251L44 249H42L41 247H39ZM129 248V247H128ZM128 248H127V250H128ZM8 249V248H7ZM48 249H50V248H48ZM47 248L45 249L47 252H49V250H48ZM131 250V249H130ZM133 250V249H132ZM243 250V249H242ZM245 250V249H244ZM5 251V250H4ZM3 251V252H4ZM237 252V253H239L240 254V252ZM2 252V253H3ZM7 252H8V250H7ZM29 252V251H28ZM36 252V251H35ZM136 252V251H135ZM134 252V255H133V257H132V254L133 253H131V252H129V253H131V254H128V252H127V255H131V257L130 256H127V258L128 257H130L129 258V260H131V261H133V258L136 260L137 258H139V255L138 254H136ZM6 253V252H5ZM5 253H3V254H5ZM24 253H25V251H24ZM7 254V253H6ZM26 254V253H25ZM49 254V253H48ZM8 255V256H9ZM34 256H35V254H33ZM107 256H108V254H106ZM135 255H137V256H135ZM238 255V254H237ZM33 256V257H34ZM239 256H241V254L239 255ZM242 256H243V254H242ZM245 256V255H244ZM4 257V256H3ZM5 257H6V255H5ZM136 257V258H135ZM14 258V259H15ZM123 258V257H122ZM6 259H7V257H6ZM81 261H82V259H80ZM95 260V258H93V260H91L92 261V264H94L93 263V261ZM128 260V259H127ZM138 260V259H137ZM11 262V260H8V262ZM14 261V260H13ZM16 261V260H15ZM21 261V260H20ZM81 261H79L80 263H81ZM90 261V262H91ZM131 261H129V262H131ZM16 262H18V261H16ZM89 262V263H90ZM101 262H102V260H101ZM137 262V261H136ZM15 263V262H14ZM49 263V262H48ZM47 263V264H48ZM55 263V262H54ZM60 264H61V262H59ZM58 263V264H59ZM64 263V262H63ZM109 263H111V262H109ZM8 264V263H7ZM17 264V263H16ZM35 264V263H34ZM50 264V263H49ZM56 264V263H55ZM91 264V263H90ZM104 264V263H103ZM108 264V263H107ZM113 264V263H112ZM133 264V263H132ZM136 264V263H135Z\"/></svg>","mask_w":264,"mask_h":264}]
</instances>
